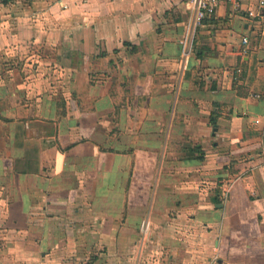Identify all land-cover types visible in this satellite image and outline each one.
Instances as JSON below:
<instances>
[{
    "label": "crops",
    "instance_id": "crops-1",
    "mask_svg": "<svg viewBox=\"0 0 264 264\" xmlns=\"http://www.w3.org/2000/svg\"><path fill=\"white\" fill-rule=\"evenodd\" d=\"M186 2L0 0V264H264V7Z\"/></svg>",
    "mask_w": 264,
    "mask_h": 264
},
{
    "label": "built area",
    "instance_id": "built-area-1",
    "mask_svg": "<svg viewBox=\"0 0 264 264\" xmlns=\"http://www.w3.org/2000/svg\"><path fill=\"white\" fill-rule=\"evenodd\" d=\"M241 0H187L186 4L189 9V17L185 23L182 38L179 40L180 58L182 67L185 68L191 54L193 42L195 40L197 29L207 17H210L216 8L223 3H228L237 7ZM258 8L264 7V0H254ZM65 7V6H63ZM249 16L253 13L249 12ZM246 42L245 40H243ZM145 224L140 226V232L146 231Z\"/></svg>",
    "mask_w": 264,
    "mask_h": 264
}]
</instances>
